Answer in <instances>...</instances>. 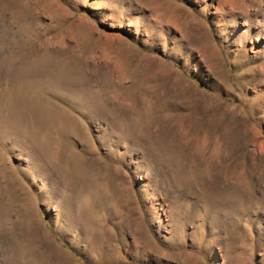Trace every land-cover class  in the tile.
I'll use <instances>...</instances> for the list:
<instances>
[{"label":"rangeland","instance_id":"rangeland-1","mask_svg":"<svg viewBox=\"0 0 264 264\" xmlns=\"http://www.w3.org/2000/svg\"><path fill=\"white\" fill-rule=\"evenodd\" d=\"M0 264H264V0H0Z\"/></svg>","mask_w":264,"mask_h":264}]
</instances>
